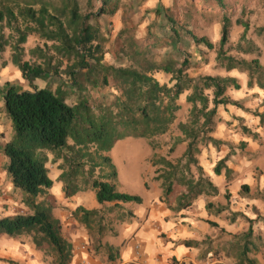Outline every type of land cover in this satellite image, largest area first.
I'll list each match as a JSON object with an SVG mask.
<instances>
[{"label":"trees","instance_id":"trees-1","mask_svg":"<svg viewBox=\"0 0 264 264\" xmlns=\"http://www.w3.org/2000/svg\"><path fill=\"white\" fill-rule=\"evenodd\" d=\"M218 9H229L225 0H200ZM0 0V59L6 46L12 49V62L17 66L32 89L18 90L8 83L5 92V110L14 128L13 137L4 145L8 157L7 172L15 188L23 194L26 212L0 216V238L3 236L32 235L39 250H51L56 254L54 264H71L73 245L63 235V223L54 215L55 203L49 191L54 186L50 176L49 163L57 164L61 171L59 181L65 198L79 192L95 191L100 208L87 209L78 206L75 214L89 229L98 225L103 234L104 210L106 203H114L108 212L122 209V203L141 204L143 198L118 189V169L108 152L116 142L127 137L152 139L165 134L176 119L178 99L187 91L186 99L192 104L191 121L184 124L185 138L178 137L172 146L187 142L182 167L181 160L174 164L167 158L155 161L163 164V171L155 176L162 180L166 194L170 195L173 182L185 185V192L171 202L168 208L175 211L187 209L201 195H217L218 186L204 174L196 181L188 178L192 163L198 164L196 153H200L199 141L212 144L218 149L223 141L205 132H213L218 106L234 105L259 119L264 124V111L246 108L241 101L231 100L227 91L240 90L242 85L237 77L205 75L191 77L188 58L177 60L167 58L158 63L152 53L137 47L128 39L124 48L115 50L114 59L121 62L128 58V65L105 63V45L109 38L102 30L100 18L117 9L116 0ZM175 30V41L179 31L175 20L169 16ZM222 33L218 46L205 36H197L188 28L186 33L197 44H204L217 51V59L225 62L227 70L237 69L248 76L247 86H257L264 91V66L259 57L251 60L238 59L227 55L232 21L224 15ZM5 29L9 30L6 34ZM248 24H244L241 40H247ZM30 35H36L43 45H36L28 51L31 59H25L24 43ZM239 47H242L241 45ZM248 51V50H247ZM66 64L64 65V63ZM6 61L1 65L5 66ZM65 66V67H63ZM171 74L173 85L162 84L153 72ZM63 73L71 85L63 82L55 90L40 88L35 81L47 80ZM113 87L118 94L113 100L95 98L92 90ZM74 97V103L69 98ZM212 105V107H211ZM203 119V121H201ZM243 120V118H240ZM243 135L258 138L250 127L242 126ZM247 141L239 147L244 150ZM232 150L221 158L214 167L216 175L223 171L229 179L233 173L227 162ZM52 155V158L50 157ZM202 170L201 167H199ZM187 171V173H186ZM247 189L244 185L243 189ZM226 197H229L227 191ZM209 202L207 207H211ZM223 207L218 208L221 212ZM125 211V210H122ZM121 214L133 215L132 210ZM237 214L233 219H236ZM244 216V214H241ZM262 217L257 214V219ZM122 220V218H120ZM251 228L240 238L234 235L238 246L233 245L237 264H260L250 256L254 219L247 218ZM216 224V223H214ZM217 225V224H216ZM190 245L191 242H185ZM233 244H235L233 242Z\"/></svg>","mask_w":264,"mask_h":264},{"label":"rangeland","instance_id":"rangeland-1","mask_svg":"<svg viewBox=\"0 0 264 264\" xmlns=\"http://www.w3.org/2000/svg\"><path fill=\"white\" fill-rule=\"evenodd\" d=\"M100 1L97 0L95 10L100 6ZM116 1V11L112 14H105L100 18L102 30L109 38L105 45L104 61L106 64H130L128 58L118 62L114 59L113 54L115 50L124 48L128 39H132L137 47L144 48V50L147 49L152 53L154 62L160 63L170 57L177 60L188 58L191 62L188 73L191 77L205 75L237 77L242 88L240 90L229 89L227 91L228 97L231 100L241 101L246 108L251 110L264 111V91L257 86L248 88V76L246 73L237 69L227 70L226 63L217 59L216 48L211 49L204 44L197 45L191 36L186 33L188 28L193 34L205 36L215 46H218L222 33V19L224 15H227L232 21L229 43L227 45L228 50H226L227 55L247 60L259 57L261 64L264 66V0H225L229 7L227 10L218 9L214 5H206L201 3L200 0ZM212 3L213 0L209 4ZM169 16L175 20L176 26L179 28V41H175L177 37ZM244 24H248L249 30L247 32V40L243 41L241 40V35L244 31ZM5 32L8 34L9 30L5 29ZM38 44L43 45L44 42L36 35L28 37V40L23 44L26 50L25 59L32 60L28 51ZM240 45L242 47H239ZM1 60L2 62L6 61L13 64L10 44L6 46V50L2 53ZM16 68L21 72L17 66ZM153 73L162 84L173 85L171 74L164 71ZM9 77L15 80L13 85L18 90L32 89L24 77L16 76L15 74L9 75ZM63 82L68 83L69 86L71 85V81L63 73H61V76H52L47 80L38 79L35 81L38 87H50L52 90H55ZM6 84L7 76H2L0 79V90ZM92 94L95 98L113 100L118 92L113 87H105L100 90H92ZM188 94L189 91L178 99L175 111L176 119L167 133L157 135L152 139L127 137L116 142L112 150L108 152L118 169V189L138 194L144 199L150 195L152 198L151 204L156 206L159 211L168 208L170 202L172 207L176 206V197L185 192V185L174 181L172 192L170 195L166 194L162 180L157 181L155 179V176L162 173L163 164L159 162V164L154 165V162L160 161L161 158H167L174 164H178V162L183 160L181 165L182 167L185 166L186 160L183 159V156L187 148V142L178 144L174 150H171V148L178 137L185 138L184 124L188 125L191 121L192 104L186 99ZM74 100V97H70L68 101L69 103H74ZM3 106L8 117L5 110V94ZM240 118H243V120H240ZM10 123L12 126L11 120ZM259 124L258 118L234 105L218 106L214 131L205 132L204 134L214 136L223 141V144L218 149L212 144H203L199 141L198 145L201 152L196 153L198 164L192 163L190 172L187 173L186 171V173L188 178L194 181L198 180L203 174L210 177L218 186L219 193L217 195L199 196L189 208L181 211H175L171 208L170 214H226L222 221L229 224L236 223L235 228L238 229L240 238L251 228V222L247 218L254 219V223H252L253 236L251 238L254 246L251 245L250 256L256 258L260 264H264V124ZM244 125L258 133L256 140L252 136L243 135L242 126ZM10 131L12 138L14 135L13 126ZM243 140L248 143L244 150L239 147L240 142ZM231 150L234 153H232L227 164L233 173L228 179L224 171L221 175H216L214 167ZM50 157L52 158L51 154ZM48 167L50 176L54 180V186L49 192L52 194L55 191V193L60 194L59 197L49 194L50 199L55 203L54 214H75V209L78 206H84L87 209L91 208V196L77 193L71 198H65L62 184L58 179L61 171L58 169L57 164L49 163ZM144 185L147 187L148 192ZM244 185L247 186V189H243ZM89 190L92 191V189ZM227 191L229 193L228 198L226 197ZM11 192L12 195H18L19 201L20 194L14 190ZM92 201L99 204L93 194ZM209 202L212 203L211 207H207ZM111 206H113V203H106L102 207L104 214H107L104 216L103 224L105 232L114 235L118 232L121 216L117 217L109 214H121L122 210L127 211L132 208L124 207L123 205L122 209L116 208L115 211L108 212L107 209ZM219 207H223L221 212H218ZM26 211L25 205L18 203L14 209L7 208L0 211V214H17ZM122 212L124 213L125 211ZM235 214H237V217L233 219ZM241 214H244V216ZM257 214L262 217L255 220ZM87 229L91 238L90 245L99 249L102 244L98 225H93L91 230L89 227ZM220 233V237L225 238L227 235L225 231ZM239 237L234 239L235 244L233 245H235V248L238 246L236 242ZM14 238L23 241L33 240L32 235L28 234H22ZM67 239L71 241L68 237ZM7 240L9 239H3L1 243L6 244ZM228 243L227 239H223L220 242V244ZM41 251L44 253V259L50 264H54L56 254L51 250Z\"/></svg>","mask_w":264,"mask_h":264},{"label":"crops","instance_id":"crops-1","mask_svg":"<svg viewBox=\"0 0 264 264\" xmlns=\"http://www.w3.org/2000/svg\"><path fill=\"white\" fill-rule=\"evenodd\" d=\"M1 63L0 59V79L7 76V84L0 90V211L14 209L18 203L24 205L23 194L14 187L6 169L9 160L4 153V145L11 138L12 126L3 106L8 83L14 84L15 81L8 76H23L11 62H7L5 66ZM145 189L148 192L147 187ZM13 190L20 194L19 201L18 195H12ZM80 193L91 196V208L88 209L101 207L92 201L95 191ZM52 194L57 197L60 195L55 191ZM151 200L148 195L141 204L122 203L124 207L133 209H129L133 211V215L109 214L121 216L122 220L114 235L104 231L100 236L99 233L102 244L99 249L90 245L88 226L81 221L80 214H54L63 223L64 237H68L73 245L74 256L71 264H237L232 249L238 229L235 228L236 223L222 221L226 214H170L169 208L159 211L151 204ZM9 215L15 214H0ZM224 231L227 233L226 237H220L219 233ZM14 237L16 236L0 238V264H50L33 240L23 241ZM222 238L229 243L220 244ZM3 239L9 240L2 244ZM185 242L191 244L187 245Z\"/></svg>","mask_w":264,"mask_h":264},{"label":"built area","instance_id":"built-area-1","mask_svg":"<svg viewBox=\"0 0 264 264\" xmlns=\"http://www.w3.org/2000/svg\"><path fill=\"white\" fill-rule=\"evenodd\" d=\"M84 246V248H85V245H83ZM79 264H84L83 262H80Z\"/></svg>","mask_w":264,"mask_h":264}]
</instances>
